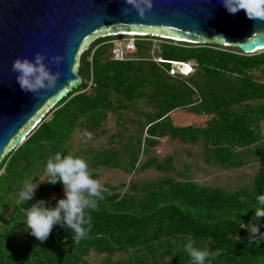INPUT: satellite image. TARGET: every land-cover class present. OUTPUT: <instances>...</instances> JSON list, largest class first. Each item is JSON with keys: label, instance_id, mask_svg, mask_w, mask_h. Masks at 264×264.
<instances>
[{"label": "trees", "instance_id": "obj_1", "mask_svg": "<svg viewBox=\"0 0 264 264\" xmlns=\"http://www.w3.org/2000/svg\"><path fill=\"white\" fill-rule=\"evenodd\" d=\"M122 38L91 43L80 58L81 83L0 162V264H190L189 241L209 253L206 264H264V240L241 228L255 223L264 233V218L254 220L252 208L264 194V166L253 187L228 190L195 181L188 162L178 169L179 153L160 160L152 152L170 138L202 146L199 154L209 165L243 168L253 157L264 160V146L256 150L264 142V49L244 53L235 45L147 34L133 37L135 50L116 58L115 41ZM152 39L161 41L160 52ZM174 62L193 63V71L184 74ZM178 110L203 123L179 124L171 116ZM111 117L119 127L108 136ZM77 132L108 140L77 144ZM57 152L86 159L94 179L103 168L168 174L131 181L125 191V185L107 184L78 244L60 225L40 241L25 227V208L39 201L56 207L64 195L48 199L64 186L42 182L26 204H17L18 194L25 179L48 178L45 163ZM91 253L104 259L91 262ZM117 253L127 257L115 259Z\"/></svg>", "mask_w": 264, "mask_h": 264}, {"label": "water", "instance_id": "obj_2", "mask_svg": "<svg viewBox=\"0 0 264 264\" xmlns=\"http://www.w3.org/2000/svg\"><path fill=\"white\" fill-rule=\"evenodd\" d=\"M124 32L234 44L244 53L264 49V20L232 15L221 0H153L143 16L126 0H0V162L81 83L84 48L98 36ZM37 52L61 75L53 89L26 93L12 65ZM56 55L63 56L60 64L50 62Z\"/></svg>", "mask_w": 264, "mask_h": 264}, {"label": "clouds", "instance_id": "obj_3", "mask_svg": "<svg viewBox=\"0 0 264 264\" xmlns=\"http://www.w3.org/2000/svg\"><path fill=\"white\" fill-rule=\"evenodd\" d=\"M126 3L134 6L141 16L145 14L146 9L153 7V0H126ZM221 3L232 15L243 11L247 18L251 20H264V0H221ZM125 10L127 11V9ZM147 34L151 33L132 34L124 32L106 35H123L127 38H133L137 35ZM151 35L172 39L173 41L201 42L165 37L159 34ZM223 45L231 46L234 44ZM62 60L63 56L56 55L51 57L50 62L60 64ZM45 61V54L40 52L35 54L34 59L28 57L15 59L12 71L17 74L16 80L21 90L26 93L40 94L41 90H51L56 86L61 73L59 71L53 72ZM174 64H182L183 66L179 69L184 74L193 71V67L189 63L174 62ZM188 68L190 70L186 71ZM45 172L48 177L46 180L34 182V178H28L23 181L17 204L19 205L21 202L26 204L27 201L31 200L42 182L52 185L61 183L64 186V197L57 201L54 208L44 206V201H39L30 208H25L26 219L23 221L25 227L38 240L45 241L49 238L54 226L60 225L70 230L74 243L78 244L81 239L88 235L92 223V217L88 213L97 210L98 202L104 199V187L98 179L93 178L94 173L89 170L88 161L71 153L62 154L57 152L54 156L48 158L45 163ZM252 208L255 209L254 220L259 221L264 218V194L256 197V205ZM241 228H247L252 239H256L257 234H259L258 238L264 240V233H260L257 224L250 223L247 227ZM184 251L190 258V264H206L209 257V253L196 247L193 241L185 244Z\"/></svg>", "mask_w": 264, "mask_h": 264}, {"label": "rangeland", "instance_id": "obj_4", "mask_svg": "<svg viewBox=\"0 0 264 264\" xmlns=\"http://www.w3.org/2000/svg\"><path fill=\"white\" fill-rule=\"evenodd\" d=\"M106 35V34H105ZM101 35L96 37L95 39H98L99 37L105 36ZM93 39L86 48H84L83 52L89 48L91 43L95 40ZM154 40L153 42L155 43V49L160 52V44L161 41L159 39H152ZM134 41L135 39L133 38H122V39H117L115 41V49H114V56L116 58H122L123 55H125L126 52H133L135 50L134 46ZM201 42H206V41H201ZM81 54V55H82ZM157 61H159V57H155ZM193 67V63H189ZM182 64H176V67L179 69ZM190 69L188 68L186 71H189ZM50 107L48 111L53 108ZM47 111V112H48ZM172 117L175 118V120L179 124H197L200 125L203 122V118L187 114V112L183 111H175L171 115ZM180 119V120H179ZM105 127H107L108 132L107 135L115 133L118 130L119 124L116 121L115 117H111L107 122ZM133 130L135 129L132 127ZM106 136H100L99 138H93L92 134H89L87 137H84L83 132H77L75 136V140L77 144H81L87 141L92 142L94 145H100V144H106L108 137ZM259 145L258 149L256 147V150L259 151L264 146V142L257 144ZM255 145V146H257ZM262 146V147H260ZM202 146L196 145V146H189L185 145L181 140L179 139H174L171 140L170 138L163 139L159 145L154 147L152 149L153 153L158 156V158L164 159L167 155L171 153H179L177 156V159H175L177 163L178 169H181L184 167V164L182 163H189V165H192V168L190 170V173L193 177V179L200 184H206V185H211V186H217V187H223L228 190H235L238 188H242L244 186L248 187H253L254 184V178L256 174L258 173L259 169L264 166V160L262 159H257L256 157H253L251 159V162L248 163L245 167L243 168H231V167H226V166H220V165H209L207 164L202 157L200 156V151L202 150ZM255 148V147H254ZM188 150L191 151V153H188ZM147 155L143 154L141 161L146 158ZM198 166H195V165ZM141 165V164H139ZM100 172V178L98 179L100 183L105 187L107 184H112L113 186L121 187V185H125L124 187H121V191L127 190L128 184L131 181H137L139 183L147 182L150 179H157L164 177L168 172L165 171H158L155 169H149L147 171H135L134 173H126L123 170H118V169H107L103 168L99 170ZM43 178V176L41 177ZM58 195H64V187L60 189L58 192L54 193L49 199L48 202H50L54 197ZM9 213V212H8ZM127 255L125 253H117L115 254L114 258L119 259V258H125ZM88 259L91 262L94 263H100L102 259H104V255H97L95 253H91L88 256ZM102 264V263H100Z\"/></svg>", "mask_w": 264, "mask_h": 264}, {"label": "bare ground", "instance_id": "obj_5", "mask_svg": "<svg viewBox=\"0 0 264 264\" xmlns=\"http://www.w3.org/2000/svg\"><path fill=\"white\" fill-rule=\"evenodd\" d=\"M132 34H134V33H132ZM136 34V33H135Z\"/></svg>", "mask_w": 264, "mask_h": 264}]
</instances>
